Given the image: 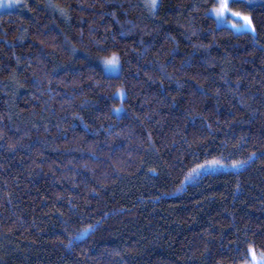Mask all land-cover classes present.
<instances>
[{
  "label": "trees",
  "instance_id": "obj_1",
  "mask_svg": "<svg viewBox=\"0 0 264 264\" xmlns=\"http://www.w3.org/2000/svg\"><path fill=\"white\" fill-rule=\"evenodd\" d=\"M23 3L0 12V264L264 255V0L233 3L245 31L217 0Z\"/></svg>",
  "mask_w": 264,
  "mask_h": 264
},
{
  "label": "snow or ice",
  "instance_id": "obj_2",
  "mask_svg": "<svg viewBox=\"0 0 264 264\" xmlns=\"http://www.w3.org/2000/svg\"><path fill=\"white\" fill-rule=\"evenodd\" d=\"M236 2H238V0H219L218 6H214L212 9H210V11L213 12L215 18L217 19L218 24H220L221 26H224L226 23H228V17L229 15H231L234 18L232 21V27L247 29L248 26L252 24L251 17L249 15H244L242 12L233 11L231 4ZM248 2H250V0H248ZM7 3L9 5L11 3H17V4H21L22 7H28L26 3H22V0H7ZM0 6H3L2 0H0ZM146 6L149 8L150 11L154 10L157 7V0H146ZM235 18H239L241 22L236 23ZM98 59L101 61L103 69L107 72L118 71L121 68L120 56L116 52H113L111 56L98 57ZM117 95L120 98H123L124 92L121 90L118 92ZM115 111L119 113L121 109L117 107ZM247 162L248 161L246 160H235L232 161L231 166L237 167L241 164H246ZM224 163L225 162L220 159L206 160L204 164L197 165L196 168H193L191 172L196 173L198 169L204 168L206 166L223 165ZM189 178L190 177H185L186 180ZM92 227L93 225H88L83 231L87 232ZM68 243L69 245H71L73 243V239L70 238ZM252 258L253 260L256 259L255 250H252Z\"/></svg>",
  "mask_w": 264,
  "mask_h": 264
},
{
  "label": "rangeland",
  "instance_id": "obj_3",
  "mask_svg": "<svg viewBox=\"0 0 264 264\" xmlns=\"http://www.w3.org/2000/svg\"><path fill=\"white\" fill-rule=\"evenodd\" d=\"M24 0H22V3H23ZM238 1H245L248 3V0H238ZM3 2V6H0V12H5V11H13L15 9H17L19 7L20 4H17V3H11L10 5L7 3V0H2ZM257 2H260V0H250V3H257ZM218 3H219V0H217V5L218 6ZM231 7L233 9V11H239V12H242L244 15H248L246 13H244L243 11L241 10H237V9H234L233 8V3L231 4ZM211 14L214 16L213 12L211 11ZM250 16V15H249ZM215 17V16H214ZM233 17L231 15H229L228 17V23H226L225 25L233 28L234 30L236 31H245V30H253L254 27H253V23L251 25L248 26L247 29H241V28H234L232 27V21H233ZM235 22L236 23H240V19L239 18H235ZM115 72V71H114ZM256 254V259L253 260L252 258V254L250 255V260L245 263V264H264V255L263 254Z\"/></svg>",
  "mask_w": 264,
  "mask_h": 264
}]
</instances>
